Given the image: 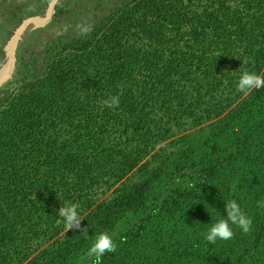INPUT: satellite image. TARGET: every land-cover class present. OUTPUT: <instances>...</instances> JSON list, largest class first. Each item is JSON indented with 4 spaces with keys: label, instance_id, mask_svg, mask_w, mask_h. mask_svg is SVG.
Here are the masks:
<instances>
[{
    "label": "trees",
    "instance_id": "trees-1",
    "mask_svg": "<svg viewBox=\"0 0 264 264\" xmlns=\"http://www.w3.org/2000/svg\"><path fill=\"white\" fill-rule=\"evenodd\" d=\"M263 22L264 0H127L85 37L61 44L43 74L4 91L0 264L21 262L37 212L55 214L82 196L71 230L33 264H77L137 212L140 224L89 264H264V69L245 97L205 134L186 136L164 164L144 167L98 203L85 192L109 165L120 179L151 151L145 135L155 129L156 102L188 100L177 86L210 83L222 56L240 48L255 50L260 66ZM129 132L130 147L122 141ZM166 175L191 186L144 211Z\"/></svg>",
    "mask_w": 264,
    "mask_h": 264
},
{
    "label": "rangeland",
    "instance_id": "rangeland-1",
    "mask_svg": "<svg viewBox=\"0 0 264 264\" xmlns=\"http://www.w3.org/2000/svg\"><path fill=\"white\" fill-rule=\"evenodd\" d=\"M48 1L0 0V60L3 57V46L14 25L27 15L43 12ZM126 1L59 0L50 21L28 33L19 45L12 74L0 84V97L4 91L15 90L22 82L43 74L53 52L61 44L85 37L109 12ZM257 55L255 50H247V48H240L232 54L223 55L218 71L213 74L216 79L202 87L193 84L177 86L180 93L183 89L188 91L187 101L182 102L172 96L167 98V102L159 99L153 113L155 129L152 133L145 135L149 137L148 142L153 143L151 151L120 179L112 174L111 167L114 165H109L106 168L109 172L104 174V178L88 183L85 192L89 193L90 201L98 203L108 199L124 185L139 179L144 172V167L151 168L164 164V160L183 144L186 136H193L189 137V140L198 137L200 133H195L196 130L202 129L205 134L216 116L219 113L223 114L240 98L245 97L250 90L249 85H254L259 80L260 73L264 69V62L259 63V66L256 62ZM258 70H260L259 73H256ZM197 73L201 76L204 74L200 68L195 70V74ZM132 136L129 132L127 138L122 140L123 144L128 141L130 147ZM109 140L117 141V145L119 143L117 136L112 135ZM134 143H137V140ZM145 163L146 165H143ZM190 186V183L175 175L170 177L166 175L162 192L156 200L147 203L144 211H149L153 206L169 200L172 191L176 188L183 189ZM85 202V196H82L76 198L70 208L62 205L57 210L54 209L55 214L37 212L34 218L36 224L31 227L34 232L26 239L25 255L18 264H33L40 251L50 249L57 239H63L75 223L73 220L70 221L71 218ZM143 213L124 215L88 253L79 257L77 264H89L96 256L107 252L109 247L115 245L120 234L140 224ZM59 225L61 228L56 234L55 231Z\"/></svg>",
    "mask_w": 264,
    "mask_h": 264
},
{
    "label": "water",
    "instance_id": "water-1",
    "mask_svg": "<svg viewBox=\"0 0 264 264\" xmlns=\"http://www.w3.org/2000/svg\"><path fill=\"white\" fill-rule=\"evenodd\" d=\"M58 1L49 0L43 12L27 15L14 25L3 46V57L0 60V84L10 78L14 68L17 49L24 37L50 21Z\"/></svg>",
    "mask_w": 264,
    "mask_h": 264
}]
</instances>
